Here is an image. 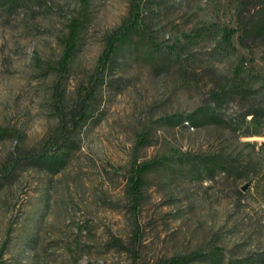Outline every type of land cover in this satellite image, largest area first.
Masks as SVG:
<instances>
[{"label":"rangeland","instance_id":"rangeland-1","mask_svg":"<svg viewBox=\"0 0 264 264\" xmlns=\"http://www.w3.org/2000/svg\"><path fill=\"white\" fill-rule=\"evenodd\" d=\"M261 2L142 0L140 30L117 52L74 150L56 171L39 163L0 178V264H130V245L135 264H264V114L254 126L244 115L264 103V34L221 36ZM78 8L0 0V165L56 124L50 86ZM127 8L87 1L66 106ZM185 113L195 124L169 118ZM149 159L133 201L129 169Z\"/></svg>","mask_w":264,"mask_h":264},{"label":"trees","instance_id":"trees-1","mask_svg":"<svg viewBox=\"0 0 264 264\" xmlns=\"http://www.w3.org/2000/svg\"><path fill=\"white\" fill-rule=\"evenodd\" d=\"M78 1L79 8L75 16L69 18L66 24V33L62 42V53L56 61L55 77L50 86V106L54 113L56 124L48 132L42 145L19 150L0 165V178L3 180H8L19 166L44 163L50 171L57 170L63 161V156L74 150V143L78 131L89 117L95 103L98 88L103 83L104 77L110 69L117 52L124 44L130 41L133 33L140 30V5L142 0H128L126 16L114 29L103 37L102 48L92 68L86 74L84 80L76 85L73 98L70 104L66 106L63 101V82L66 67L75 49L78 33L85 20V6L88 0ZM236 25L234 28L222 29L221 36L226 43L229 42L231 35L237 30H240L242 34L247 33L255 37L263 35L264 0H262L261 5L250 15L243 20H238ZM224 89L225 87H222L221 91L214 92L211 95L214 99L221 101V93L224 92ZM209 109L212 110V108ZM197 110H201V108L198 107ZM261 114H264V103L263 105L256 104L249 106L244 115L249 116L247 123L254 126L253 123L256 122V117ZM169 118L174 123H178L184 119L195 124L193 113L173 114ZM0 133L5 132L0 129ZM249 133L258 135L257 130H252ZM191 157L199 158L197 155H192ZM157 162V160L149 159L139 162L129 169L127 189L133 201L137 199L141 175L151 169ZM208 170L210 171L212 169ZM134 236L135 234L133 233L132 239L135 238ZM113 242L121 246L117 240L113 239ZM124 249L130 253V264H135L136 257L133 246L130 245ZM189 259L188 256L169 257L153 264H191Z\"/></svg>","mask_w":264,"mask_h":264}]
</instances>
